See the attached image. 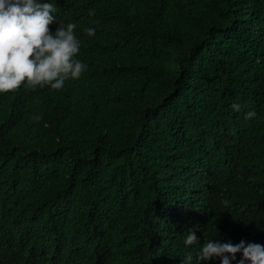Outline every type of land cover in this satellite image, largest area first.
<instances>
[{
  "label": "trees",
  "instance_id": "obj_1",
  "mask_svg": "<svg viewBox=\"0 0 264 264\" xmlns=\"http://www.w3.org/2000/svg\"><path fill=\"white\" fill-rule=\"evenodd\" d=\"M54 2L88 68L0 95V264H181L195 225L264 245V0Z\"/></svg>",
  "mask_w": 264,
  "mask_h": 264
},
{
  "label": "clouds",
  "instance_id": "obj_2",
  "mask_svg": "<svg viewBox=\"0 0 264 264\" xmlns=\"http://www.w3.org/2000/svg\"><path fill=\"white\" fill-rule=\"evenodd\" d=\"M57 6L54 0H0V95L21 86L35 90L49 86L60 90L69 79H79L87 70L85 61L77 58L81 40L76 35L77 24H60L55 31L49 25L56 19ZM94 13H90L92 15ZM88 36L96 34L95 27L83 29ZM234 112L241 109L233 103ZM257 114L255 110L245 113L246 119ZM31 119L39 121L40 114ZM228 206L230 201H222ZM197 225L189 228L182 243L188 249L181 264H201L202 261L219 258L220 264H264V245L245 242L233 243L231 239H208L199 243ZM191 246V250H189ZM195 247V253L192 251ZM241 253L237 260L236 254Z\"/></svg>",
  "mask_w": 264,
  "mask_h": 264
},
{
  "label": "bare ground",
  "instance_id": "obj_3",
  "mask_svg": "<svg viewBox=\"0 0 264 264\" xmlns=\"http://www.w3.org/2000/svg\"><path fill=\"white\" fill-rule=\"evenodd\" d=\"M84 140V139H83Z\"/></svg>",
  "mask_w": 264,
  "mask_h": 264
}]
</instances>
